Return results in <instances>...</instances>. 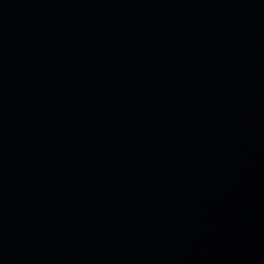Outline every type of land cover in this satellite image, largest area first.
Segmentation results:
<instances>
[{
    "label": "water",
    "instance_id": "95a60500",
    "mask_svg": "<svg viewBox=\"0 0 264 264\" xmlns=\"http://www.w3.org/2000/svg\"><path fill=\"white\" fill-rule=\"evenodd\" d=\"M0 264H264V0H0Z\"/></svg>",
    "mask_w": 264,
    "mask_h": 264
}]
</instances>
